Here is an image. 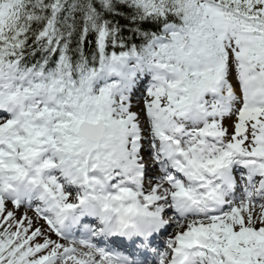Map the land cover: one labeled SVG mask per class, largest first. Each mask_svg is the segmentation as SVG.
Here are the masks:
<instances>
[{"label": "snow or ice", "instance_id": "6c2138e0", "mask_svg": "<svg viewBox=\"0 0 264 264\" xmlns=\"http://www.w3.org/2000/svg\"><path fill=\"white\" fill-rule=\"evenodd\" d=\"M0 264H264V0H0Z\"/></svg>", "mask_w": 264, "mask_h": 264}]
</instances>
